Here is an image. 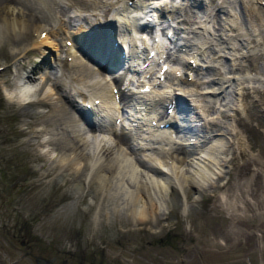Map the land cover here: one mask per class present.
<instances>
[{"label": "bare ground", "instance_id": "6f19581e", "mask_svg": "<svg viewBox=\"0 0 264 264\" xmlns=\"http://www.w3.org/2000/svg\"><path fill=\"white\" fill-rule=\"evenodd\" d=\"M148 1L133 0V3L127 4V0H0V42L11 43L12 48H15L14 55L22 56L34 50H37L38 54L48 52L65 55L72 52L70 61L64 58L60 60L64 66L60 74H56L46 65L41 72L21 71L13 78V88L9 90L6 88L7 100H13L21 105L28 100L37 108V116L32 121L28 139L32 138L36 150L34 155H41L42 160L34 162L33 166L40 168L43 164L41 174H51L60 183L65 181V188L70 191L72 202L77 201L83 194L89 196L95 207L96 204L108 200L113 210L120 208L128 211L133 222L148 217L154 220L156 211L161 210L163 213L168 205L177 202L185 204L188 198L186 187L192 188V199L208 187H222L220 198H217L218 205L232 210L233 205L247 203L255 209L260 199L249 198L248 195L254 188L258 173H263L261 186L264 191V160L252 152L240 125L242 114L248 117L251 110L249 103L244 99L246 95L244 84L246 81H264V75L258 71L255 75H250L240 60H248L250 64L258 67L257 61L264 55V20L258 15L257 7L254 5L257 0H206L207 5L201 7L198 4L200 0H189L190 9L194 4L199 5V12L194 13L193 19L185 12V6L184 15L178 11L182 10L181 5L188 0H180L178 2L180 6L175 4L171 7L173 11L178 12L177 16L180 18L178 22L187 27V33L193 36L182 38V46L190 48L189 52L198 51V55L204 54L205 49L211 52V55L204 56V59L201 57V61L209 62L205 71L209 78L211 77L208 78L211 85H199L206 80L199 78L196 73L191 79L180 77L181 81L189 83L191 89L197 88L195 99L198 102L205 96H212L215 104L223 103L225 109L213 113H216L218 119L227 117L229 121L225 125L213 121L211 114L208 113L212 108L209 105L211 100L200 106L207 122L199 124L195 132L198 135L197 139L201 141L199 153L185 143L196 135L177 137L172 136L170 130L160 129L151 134V140L145 143L147 150L143 151L142 146L136 147L130 140L128 131L121 129L114 133L112 127L108 125L84 127L79 124L73 97L78 95L84 100L85 97L94 98L101 95L104 101H108L112 99L111 84L118 85L121 80L118 77L110 79L109 75L90 59L84 62L85 57L77 54L76 43L72 40L74 44L69 46L63 43L62 39H72L73 34L77 35V32L82 34L85 28L77 31L73 27L84 26L83 21L97 19L112 9L115 16L135 21L133 17L135 13H127L126 7L139 8ZM236 2L245 11L248 19V25L244 28H241L235 17L233 9ZM164 8L170 7L165 4ZM53 9H57L55 15L60 13L62 16L54 15L53 19ZM171 9H167L168 14H172ZM69 10L73 14H69ZM216 13H219L216 18L218 23L211 25L214 29V32H211L208 28L211 20L209 17L215 16ZM40 30L46 31L39 39ZM98 42L100 40H95V43ZM187 53L182 54L188 56ZM220 57L234 61L236 67L231 69L229 63V69L225 75L222 74L219 67L212 62L214 58ZM176 59L177 56L169 51L167 60L173 62ZM215 74L218 77H212ZM227 82L232 83L233 89L226 88ZM80 87L85 89L90 87L88 96ZM252 88L255 91L256 85ZM71 91L74 92L73 95ZM121 97L125 100L130 98L127 92ZM23 123L27 125L28 122ZM238 152L242 156L231 167V159L238 157ZM141 153L152 163L158 160L169 172L161 173L157 167L145 162ZM227 153L230 155L226 157ZM169 159L170 164L167 162ZM229 173L234 174L235 180L230 189L229 187L223 189L225 185L221 180L223 181ZM235 199L240 201L237 202ZM229 209L226 210L232 219L229 233L236 237L243 236L250 232L245 229L247 227L248 230L253 229L251 232L255 235L260 236L259 232H256L259 229L258 224L253 225L254 222L249 220L251 225H248L246 218L238 217V214L247 215L245 209L242 211ZM254 214L258 221L264 222V214L260 212ZM96 215L97 209L94 208L92 216ZM222 236L223 234L218 242L223 244Z\"/></svg>", "mask_w": 264, "mask_h": 264}, {"label": "rangeland", "instance_id": "374dc122", "mask_svg": "<svg viewBox=\"0 0 264 264\" xmlns=\"http://www.w3.org/2000/svg\"><path fill=\"white\" fill-rule=\"evenodd\" d=\"M259 1L254 2V5L258 15L264 20V3ZM234 5L236 20L244 28L248 25L245 11L237 2ZM55 10L57 9H53L52 13L53 19ZM186 10L193 19L194 13L199 12V5L194 4L191 9L187 7ZM68 13L73 14L70 10ZM217 14L219 13H216V17H209L211 31V25L218 23ZM12 46L9 42H0V65H5L0 69V247L5 251L0 248V257H3L4 263L10 262L24 250H31L32 253L45 257L56 256V264H60L62 258L69 255V251L73 253L71 264H77V253L84 254L86 264L91 263L87 258L92 254L95 256L92 259L95 264H264V222L259 220V223L254 214H264V191L261 186L263 173L256 174L253 185L255 191L252 190L248 195L249 198L260 199L255 209L247 203L233 205L238 211L245 209L248 217L245 214H238V217L246 218L248 225H251L249 220L254 222L253 225L258 224L259 229L256 232H259V237L251 232L253 229L248 230L245 226L250 232L243 236L236 237L229 233L232 221L227 212L229 208L218 205L217 199L220 198L222 187H208V190L204 189L206 192L203 190V193H197L195 199H192V188L186 187L188 198L187 202L184 201L185 204H170L165 212L156 211L154 220L148 217L136 220L137 223L133 222L130 213L125 209L115 208L114 212L108 200L96 204L95 207L89 196L83 194L78 198L79 201L72 202V195L65 188V181L60 183L51 174H41L43 164L38 169L32 166L34 162L42 160L41 155H34L35 145L32 138L28 139L32 121L37 116L35 104L29 102L21 106L5 98L3 89L5 88L6 94L7 90L13 88L15 74L37 67L31 60L32 51L16 56ZM262 56L257 61L258 67L250 64L248 60L240 61L244 63L242 65L246 70L258 71L264 75V55ZM229 63V60H222L217 63V67L223 70L227 66V70ZM43 68L39 70L37 67L34 70L41 72ZM254 85L255 91L252 88ZM244 86V99L251 110L248 117L242 114L240 128L252 152L264 160V81H246ZM230 89H233V85ZM209 105L213 110L208 112L210 114L225 109L220 102L215 104L211 100ZM226 118H214L216 121H213L225 125L229 122ZM24 121L28 122L27 125H24ZM193 149L198 151L199 148ZM229 155L227 153L226 157ZM240 156L242 155L238 152V157L231 159V167ZM225 177L221 180L225 185L223 189H230L235 180L234 174L229 173ZM94 208L97 209L96 217L92 216ZM17 228H21L20 239L30 240L27 245H21L18 238L14 243L7 239L6 231H16ZM222 234L223 244L218 242ZM14 264L37 263L31 256L25 255L21 260L14 261Z\"/></svg>", "mask_w": 264, "mask_h": 264}, {"label": "flooded vegetation", "instance_id": "af4514ba", "mask_svg": "<svg viewBox=\"0 0 264 264\" xmlns=\"http://www.w3.org/2000/svg\"><path fill=\"white\" fill-rule=\"evenodd\" d=\"M20 231H21V228H17L16 231L7 230L6 231V233H7V239H10L9 242L14 243L15 242V239L18 238L19 243L21 245L22 244L27 245L30 240L29 239L28 240H22V239H20V235H21ZM1 249H2V251H4L3 248H1ZM69 252H70L69 255H65L64 258H62L60 264H71V260H72V257H73V253L71 251H69ZM25 255L31 256L33 258V260L37 264H56L55 263L56 256H54V255L53 256H50V257L43 256L44 258H41L42 255H40V254H34V253H32L31 250L30 251H27V250L22 251L16 258H13V260H11L10 262H6V263H4L3 257L2 258L0 257V264H14V261L21 260L22 257H24ZM84 257L85 256H84L83 253H77V255H76L77 264H86V262H85L86 260H85ZM94 257H95L94 254L90 255L87 258V261L88 262H91L90 264H95V262L92 261V259Z\"/></svg>", "mask_w": 264, "mask_h": 264}]
</instances>
